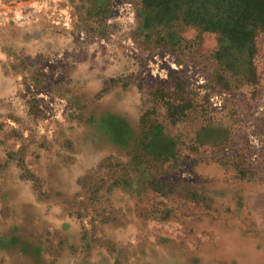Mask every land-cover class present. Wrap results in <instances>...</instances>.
Wrapping results in <instances>:
<instances>
[{
    "label": "rangeland",
    "instance_id": "obj_1",
    "mask_svg": "<svg viewBox=\"0 0 264 264\" xmlns=\"http://www.w3.org/2000/svg\"><path fill=\"white\" fill-rule=\"evenodd\" d=\"M22 4L0 264H264V0Z\"/></svg>",
    "mask_w": 264,
    "mask_h": 264
},
{
    "label": "crops",
    "instance_id": "obj_2",
    "mask_svg": "<svg viewBox=\"0 0 264 264\" xmlns=\"http://www.w3.org/2000/svg\"><path fill=\"white\" fill-rule=\"evenodd\" d=\"M10 1L12 0H3L0 2V26L1 24H10V23H14L17 26H19V21H20V15H22V20L23 22L25 21V5L22 4L24 3V0H15L14 2L10 3ZM36 2V0H34V3ZM15 3V4H14ZM21 10V13H20ZM10 11H12L13 13V17L10 18ZM0 237L2 238V244L0 245L1 250H10L11 246H13L14 244H17V240L14 241L15 238H17V236H15L14 234H2L0 235Z\"/></svg>",
    "mask_w": 264,
    "mask_h": 264
}]
</instances>
